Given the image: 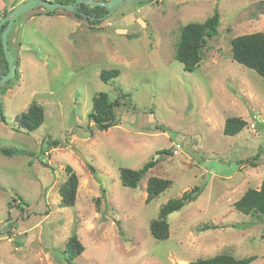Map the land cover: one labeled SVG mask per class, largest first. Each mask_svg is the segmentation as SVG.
<instances>
[{
    "label": "rangeland",
    "instance_id": "1",
    "mask_svg": "<svg viewBox=\"0 0 264 264\" xmlns=\"http://www.w3.org/2000/svg\"><path fill=\"white\" fill-rule=\"evenodd\" d=\"M24 1L0 0V20ZM215 10L217 33L187 72L174 57L181 30ZM97 18L36 8L9 32L15 75L0 87V146L25 154L0 153V264H66L72 235L83 246L74 264H189L220 254L264 264V216L233 207L264 180V79L232 60L230 44L264 33V0H150ZM109 69L120 75L103 83ZM119 89L125 104L101 131L88 120L92 98L106 92L113 101ZM33 103L44 110L41 126L13 130ZM229 117L245 128L225 135ZM150 160L136 188L121 185L120 168ZM66 166L78 187L74 206L63 208ZM149 177L171 185L146 203ZM193 187L199 195L167 217L168 239L153 238L160 207Z\"/></svg>",
    "mask_w": 264,
    "mask_h": 264
},
{
    "label": "trees",
    "instance_id": "2",
    "mask_svg": "<svg viewBox=\"0 0 264 264\" xmlns=\"http://www.w3.org/2000/svg\"><path fill=\"white\" fill-rule=\"evenodd\" d=\"M54 2L69 3V0H54ZM78 10L87 15L101 17L106 11L103 8H88L84 5L78 7ZM76 17L82 19L79 15ZM219 13L215 10L211 17L202 23L192 22L185 25L180 33V40L175 50V60L179 62L183 69L187 72H193L201 60L203 59V50L209 39H212L219 26ZM231 58L233 61L243 65L256 72L264 79V33L256 32L237 36L231 40ZM0 65L5 70L7 64L5 62L2 48L0 46ZM120 75L118 69L101 70L99 80L108 83L110 80ZM119 95L113 100H109L106 92H99L92 98V110L88 114V120L94 126L106 131L115 125V108L124 105L123 99L127 97L121 89ZM0 121L6 123L0 108ZM44 121V110L39 104L33 103L28 109L15 117V125L13 130L34 131L38 129ZM246 126V122L238 117L226 118L223 125V133L233 136L241 132ZM51 146H57L58 141L50 143ZM0 153L6 157L16 155H24L25 153L11 148L1 147ZM156 161L150 160L144 164L141 169L133 170L129 168L119 169V179L121 185L128 188H136L141 179L152 169ZM89 170L94 174V168L89 166ZM66 179L59 190L60 206L73 207L76 199L78 187V177L72 167H65ZM171 185L168 179L149 177L146 181V199L149 203L163 193ZM199 188L193 187L189 191H185L180 198L168 200L163 204L158 212V217L150 223V234L156 240H167L169 237V224L167 217L181 210L187 202L192 201L199 195ZM22 202L19 197L17 199ZM17 200H13L16 202ZM233 207L244 215L254 217L264 216V180L259 189H247L245 193L233 203ZM83 252V246L75 235H72L64 247V262L66 264H74L73 260L76 256ZM255 257L236 259L230 255L220 254L206 259H200L189 264H251Z\"/></svg>",
    "mask_w": 264,
    "mask_h": 264
},
{
    "label": "water",
    "instance_id": "3",
    "mask_svg": "<svg viewBox=\"0 0 264 264\" xmlns=\"http://www.w3.org/2000/svg\"><path fill=\"white\" fill-rule=\"evenodd\" d=\"M73 3H61V2H52L50 0H26L17 6H15L10 12H8L1 20H0V45L2 48L3 56L5 62L7 64V73L4 75H0V87L4 86L9 80H11L15 75V63L13 59V55L8 45V34L15 23V21L23 14L36 9L42 8L46 12H54L58 9H62L66 12H70L74 15H79L84 19H88V15L84 12L78 10V7L84 5L88 8H103L106 13L97 18L99 21H103L108 16L112 15L115 11H117L122 6L129 3H138V2H147L150 0H108V1H98V0H70ZM79 157L82 158L81 154L76 150H73ZM164 156H168L165 155ZM10 196L13 200H17L19 197L14 193H10Z\"/></svg>",
    "mask_w": 264,
    "mask_h": 264
},
{
    "label": "flooded vegetation",
    "instance_id": "4",
    "mask_svg": "<svg viewBox=\"0 0 264 264\" xmlns=\"http://www.w3.org/2000/svg\"><path fill=\"white\" fill-rule=\"evenodd\" d=\"M53 2V1H52ZM72 3H73V1H72ZM80 7V6H79ZM88 19H86V20H92V19H94L95 18V16H91V15H88ZM1 30H2V28H0V34H1ZM8 36H9V34H8ZM8 45H9V43H8ZM1 46V45H0ZM13 55V54H12ZM13 59H14V57H13ZM14 63H15V61H14ZM7 73V69L6 70H4L2 67H1V65H0V75H4V74H6Z\"/></svg>",
    "mask_w": 264,
    "mask_h": 264
}]
</instances>
